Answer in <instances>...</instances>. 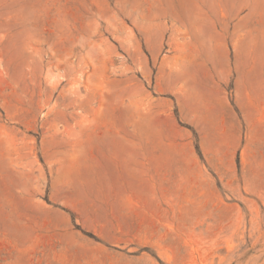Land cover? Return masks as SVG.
<instances>
[{"label":"rangeland","instance_id":"1","mask_svg":"<svg viewBox=\"0 0 264 264\" xmlns=\"http://www.w3.org/2000/svg\"><path fill=\"white\" fill-rule=\"evenodd\" d=\"M262 34L264 0H0V264H264Z\"/></svg>","mask_w":264,"mask_h":264},{"label":"crops","instance_id":"2","mask_svg":"<svg viewBox=\"0 0 264 264\" xmlns=\"http://www.w3.org/2000/svg\"><path fill=\"white\" fill-rule=\"evenodd\" d=\"M262 45H261V53L264 56V34H262Z\"/></svg>","mask_w":264,"mask_h":264},{"label":"trees","instance_id":"3","mask_svg":"<svg viewBox=\"0 0 264 264\" xmlns=\"http://www.w3.org/2000/svg\"><path fill=\"white\" fill-rule=\"evenodd\" d=\"M196 148H197V150L199 151L198 147H196Z\"/></svg>","mask_w":264,"mask_h":264}]
</instances>
